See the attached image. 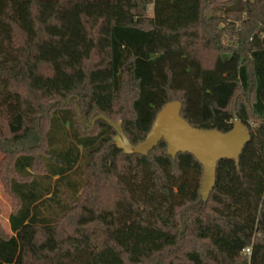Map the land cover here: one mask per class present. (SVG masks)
I'll return each mask as SVG.
<instances>
[{"label": "trees", "instance_id": "1", "mask_svg": "<svg viewBox=\"0 0 264 264\" xmlns=\"http://www.w3.org/2000/svg\"><path fill=\"white\" fill-rule=\"evenodd\" d=\"M263 34L264 0H0V151L17 198L0 264H264ZM172 100L192 126L249 129L207 201L192 153L162 139L127 154L93 123L121 120L137 145Z\"/></svg>", "mask_w": 264, "mask_h": 264}, {"label": "water", "instance_id": "2", "mask_svg": "<svg viewBox=\"0 0 264 264\" xmlns=\"http://www.w3.org/2000/svg\"><path fill=\"white\" fill-rule=\"evenodd\" d=\"M181 102L172 100L158 112L152 126L143 141L132 145L123 132L121 123L112 121L106 115L97 114L93 120L103 118L117 135L114 143L127 154L146 155L160 141L164 140L168 154L172 157L179 152L192 153L203 167L200 196L207 201L210 191L215 185L216 163L228 158L238 165L243 146L250 139L249 129L240 119L234 118L230 130L221 132L215 128H198L192 126L181 116Z\"/></svg>", "mask_w": 264, "mask_h": 264}, {"label": "rangeland", "instance_id": "3", "mask_svg": "<svg viewBox=\"0 0 264 264\" xmlns=\"http://www.w3.org/2000/svg\"><path fill=\"white\" fill-rule=\"evenodd\" d=\"M217 7V6H216ZM216 8L213 12L212 10H207L208 15L210 13H216L221 15V10ZM152 9L149 8V15H151ZM76 110L80 114L78 107ZM10 157L0 151V230L4 235L11 236L10 224L8 223L9 215L14 212L17 208V198L11 193L7 186L8 180L15 177L13 171H11ZM180 248L176 249L175 252H164L163 260L165 262L172 260L174 262L183 259L184 249H188L192 243H190V238L187 241L180 243Z\"/></svg>", "mask_w": 264, "mask_h": 264}, {"label": "built area", "instance_id": "4", "mask_svg": "<svg viewBox=\"0 0 264 264\" xmlns=\"http://www.w3.org/2000/svg\"><path fill=\"white\" fill-rule=\"evenodd\" d=\"M263 35H264V34H263ZM246 252H248V253H249V249H248V248L246 249Z\"/></svg>", "mask_w": 264, "mask_h": 264}]
</instances>
